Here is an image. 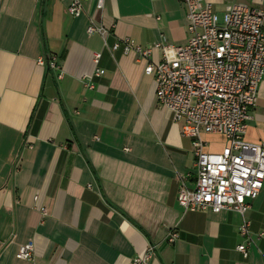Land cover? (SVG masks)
Listing matches in <instances>:
<instances>
[{"label":"crops","instance_id":"crops-1","mask_svg":"<svg viewBox=\"0 0 264 264\" xmlns=\"http://www.w3.org/2000/svg\"><path fill=\"white\" fill-rule=\"evenodd\" d=\"M203 1L219 17L233 5L259 6ZM97 2L73 18L68 0H0V264H30L15 257L28 242L33 264H131L150 246L148 264H264V187L245 215L251 242L243 258L238 214L178 205L181 183H195L192 139L156 102L146 61L109 51L128 39L151 47L158 63L156 44L187 43L184 5L102 0L98 9ZM91 22L104 37L87 34ZM42 57L54 58L59 71L39 65ZM96 68L104 74L87 89ZM201 137L219 152L226 145ZM245 140L264 144V79ZM172 231L178 237L169 244Z\"/></svg>","mask_w":264,"mask_h":264},{"label":"built area","instance_id":"built-area-1","mask_svg":"<svg viewBox=\"0 0 264 264\" xmlns=\"http://www.w3.org/2000/svg\"><path fill=\"white\" fill-rule=\"evenodd\" d=\"M88 0H68L66 12L77 18L84 12ZM186 9L187 43L180 46L159 43L158 63L150 61L151 47L142 49L132 41H116L110 48L124 54L132 52L146 61L144 74L153 77L155 100L180 124L182 136L192 139L195 183L192 189L181 183L177 203L189 212L209 211L218 214L234 212L241 217L239 234L245 243L237 251L246 258L251 242L249 223L245 218L250 201L264 187V144L245 140L246 123L256 104L259 85L264 79V0L259 6L233 5L221 17L203 0H178ZM98 0L97 8H102ZM88 35L104 37L102 26L92 22ZM100 54L93 57L97 65ZM37 63L59 71L54 58H39ZM104 71L96 68L87 78L85 87L93 89L94 78ZM61 74H57V79ZM202 134L224 138L220 152L205 150ZM264 234H259L261 238ZM178 235L172 231L166 242L172 244ZM2 246L0 245V252ZM155 248L131 264H148ZM264 254V252H262ZM31 242L19 246L16 259L33 264Z\"/></svg>","mask_w":264,"mask_h":264},{"label":"rangeland","instance_id":"rangeland-1","mask_svg":"<svg viewBox=\"0 0 264 264\" xmlns=\"http://www.w3.org/2000/svg\"><path fill=\"white\" fill-rule=\"evenodd\" d=\"M205 141V140H204ZM205 142H207V141H205ZM208 144V147H209V151H211V152H216V151H218V148H219V145L218 144H211L210 142H207ZM210 148L212 149V150H210ZM219 152V151H218Z\"/></svg>","mask_w":264,"mask_h":264}]
</instances>
